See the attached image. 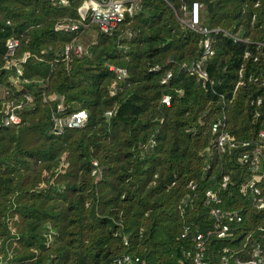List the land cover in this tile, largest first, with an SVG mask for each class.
<instances>
[{"label": "trees", "instance_id": "obj_1", "mask_svg": "<svg viewBox=\"0 0 264 264\" xmlns=\"http://www.w3.org/2000/svg\"><path fill=\"white\" fill-rule=\"evenodd\" d=\"M66 1L0 0V264H118L125 254L191 264L192 236L211 228L212 207L232 218L225 237L211 236L207 264H264V207L241 190L251 173L240 161L264 129V0H138L108 33L92 22L61 30L86 0ZM194 1L212 30L204 81L182 67L202 55L204 35L177 18ZM11 38L19 45L7 55ZM67 44L83 56L65 59ZM8 103L19 121L3 126ZM59 103L58 116L84 110L86 123L53 133ZM218 119L247 145L218 153ZM258 187L264 200V178ZM208 189L219 203L205 204Z\"/></svg>", "mask_w": 264, "mask_h": 264}, {"label": "built area", "instance_id": "obj_2", "mask_svg": "<svg viewBox=\"0 0 264 264\" xmlns=\"http://www.w3.org/2000/svg\"><path fill=\"white\" fill-rule=\"evenodd\" d=\"M59 4L66 5V0H57ZM138 0H86L78 9V18L76 20H67L59 24V28L65 32H72L78 30L80 27L86 28L88 23H95L100 31L103 33H108L113 27H115L119 22H121L127 15L131 16L139 9ZM200 8L201 5L194 1L190 5L182 4L180 7V17L177 18L181 26L189 27L192 30L204 35L201 40L202 55L200 59L191 66H186L184 63L182 67L187 71H195L202 81L207 78V72L204 70V62L214 55L213 49V38L208 35L212 30L202 27L200 24ZM19 45V40L16 38L7 39L5 42L6 54L12 55ZM70 54H75L77 56H83L84 50L79 44H67L63 49V56L65 59L69 57ZM25 61V58L21 60V63ZM109 69L116 74V79L120 80L126 76L125 68H118L114 66H109ZM152 70H157L158 66L151 68ZM17 74H21V69L16 66ZM172 77V72L167 71L161 78V84H167ZM239 84V83H238ZM237 84V85H238ZM180 93V91H178ZM7 94V91L4 92ZM27 101H31V97H26ZM171 101L170 94H163L160 102L165 106H169ZM18 107V106H16ZM63 106L61 103L56 105L55 110L51 111V120L53 121V133L60 134L64 128H79L82 127L87 121V113L84 110H78L73 112L69 116L60 117L57 115V111L62 110ZM110 114V112H107ZM19 117L14 112V107L11 103L6 106L5 115L2 118V125L9 126L11 124L17 123ZM211 134H213V147L218 153L230 152L238 146H246L242 142H237L235 138L228 133L225 128V123L223 120H217L211 125ZM255 149L253 150V156L250 157L248 153L242 154L240 161L243 164H247L244 171L250 172L251 174L246 178L242 184L241 190H247L251 194L252 201L256 203L258 208L264 207V200L260 198L261 190L258 184L262 178H264V172L262 174H257L258 166L261 163L260 153L264 152V129H261L256 139L254 140ZM261 150V151H260ZM96 164V162H93ZM227 178L223 177L222 186L226 185ZM193 188V186H191ZM205 204L219 203V197L211 190H206L204 193ZM211 217V228L206 230L205 233H196L192 236L193 250L187 251L186 255L191 259V264H207L204 260L205 252L207 250V244L211 236L216 238H223L226 236L230 227L225 221V218H232L228 213L221 212L218 208H210L209 210ZM238 221L240 218L236 217ZM187 230L182 234L184 236ZM258 251L255 252V255ZM139 262V263H138ZM118 264H145L140 261L138 257H131L127 254L117 259ZM222 264H226L225 258H222ZM236 264H241L239 260H236ZM245 264H257V260L250 259L246 261Z\"/></svg>", "mask_w": 264, "mask_h": 264}, {"label": "rangeland", "instance_id": "obj_3", "mask_svg": "<svg viewBox=\"0 0 264 264\" xmlns=\"http://www.w3.org/2000/svg\"><path fill=\"white\" fill-rule=\"evenodd\" d=\"M0 95H1V92H0Z\"/></svg>", "mask_w": 264, "mask_h": 264}]
</instances>
